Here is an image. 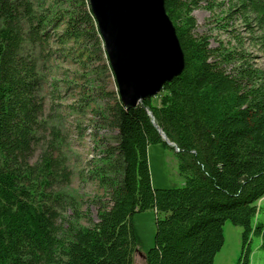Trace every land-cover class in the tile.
<instances>
[{
  "label": "trees",
  "instance_id": "16d2710c",
  "mask_svg": "<svg viewBox=\"0 0 264 264\" xmlns=\"http://www.w3.org/2000/svg\"><path fill=\"white\" fill-rule=\"evenodd\" d=\"M228 1L229 13L250 20L264 51V0ZM197 5L164 0L183 71L164 84L159 105L150 97L127 108L117 95L106 104L103 122L116 129V142L102 144L91 170L105 199L91 226L79 224L75 210L63 227L53 186L69 172L46 151L31 162L44 110L37 49L60 26L56 43L102 51L103 42L87 0H51L38 9L30 0H0V264H132V216L149 209L156 228L146 264H213L225 222L242 229L234 264H249L252 235L264 249V226L253 222L264 197V69L196 35ZM226 65H234L231 72ZM158 143L175 151L183 185L152 187L147 148Z\"/></svg>",
  "mask_w": 264,
  "mask_h": 264
},
{
  "label": "rangeland",
  "instance_id": "374dc122",
  "mask_svg": "<svg viewBox=\"0 0 264 264\" xmlns=\"http://www.w3.org/2000/svg\"><path fill=\"white\" fill-rule=\"evenodd\" d=\"M30 1L36 9L51 2ZM197 1L198 5L192 11L196 20L194 33L208 36L212 47L244 53L252 65L264 69V51L257 42V33L250 20L236 11L229 13L233 3L228 0ZM49 30L51 39L44 48L37 49L42 79L39 94L44 100V110L42 129L33 145L31 162L37 161L46 151L53 157V162L69 172L67 182L58 177L53 186V191L62 199V204L58 205V223L65 227L77 210L79 224L91 226L97 221V204L105 199L104 190L91 176V170L102 155V144L116 142V129L103 122L104 107L118 96L116 84L104 48L98 51L90 45L72 41L56 43L54 38L62 27ZM233 66L224 67L231 72ZM160 96L161 92L152 97V103L159 105ZM147 154L152 187L169 188L184 184L173 149L162 143L151 144ZM256 205L253 222L264 226V197L257 200ZM155 221L156 213L152 209L133 214L136 246L132 264H146L145 255L154 244ZM223 228L224 243L213 264H234L241 250L242 229L229 222H225ZM250 249L249 264H264L260 236H251Z\"/></svg>",
  "mask_w": 264,
  "mask_h": 264
},
{
  "label": "water",
  "instance_id": "95a60500",
  "mask_svg": "<svg viewBox=\"0 0 264 264\" xmlns=\"http://www.w3.org/2000/svg\"><path fill=\"white\" fill-rule=\"evenodd\" d=\"M87 1L122 105L130 108L154 97L181 74L184 55L164 0ZM152 122L164 141L175 146L153 117Z\"/></svg>",
  "mask_w": 264,
  "mask_h": 264
}]
</instances>
